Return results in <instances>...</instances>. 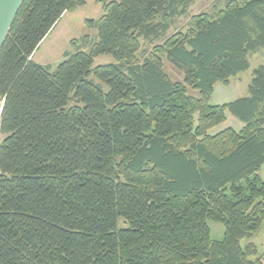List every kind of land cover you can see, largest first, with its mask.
Listing matches in <instances>:
<instances>
[{
    "label": "trees",
    "instance_id": "16d2710c",
    "mask_svg": "<svg viewBox=\"0 0 264 264\" xmlns=\"http://www.w3.org/2000/svg\"><path fill=\"white\" fill-rule=\"evenodd\" d=\"M97 1L103 14L85 20L97 36L71 40L54 70L33 53L85 0H24L0 48V264H264L251 241L264 223V63L248 95L210 102L264 51V0H226L170 35L195 0ZM227 112L243 126L210 133Z\"/></svg>",
    "mask_w": 264,
    "mask_h": 264
},
{
    "label": "rangeland",
    "instance_id": "374dc122",
    "mask_svg": "<svg viewBox=\"0 0 264 264\" xmlns=\"http://www.w3.org/2000/svg\"><path fill=\"white\" fill-rule=\"evenodd\" d=\"M85 4L78 6L72 11L66 12L52 28V30L40 42L38 48L33 53V61L42 65H50L54 70L58 64L64 60L65 53L74 52V47L71 45V40H76L78 43L84 35H89L90 38L97 36L96 29L88 28L85 20H97L103 14V6L97 0H85ZM226 0H195L187 8L186 14L176 16L170 20V27L167 35L172 34L177 30H184L188 25L191 15L200 13L215 14L216 11L223 8ZM162 42L160 39L154 42L142 40L141 50L138 53L139 57H143L154 44ZM164 69L166 73L175 81L183 82V73L172 65L166 58L162 56ZM250 67L246 71L239 73L230 78L228 84L217 82L210 97L212 104H223L230 102L238 97L248 95V86L251 81L252 70L257 65L264 63V51L249 55ZM106 62H114L113 58L108 55H100L94 59V64H102ZM191 95L198 96V91L188 88ZM243 126V122L230 112L226 113V120L210 130V133H215L226 127H232L236 130ZM2 136L0 135V140ZM259 175L264 181V166L259 169ZM210 236L214 240H221L224 234V225L218 221H209ZM260 255L264 249V223L255 237L251 240ZM246 241L242 240V244Z\"/></svg>",
    "mask_w": 264,
    "mask_h": 264
},
{
    "label": "water",
    "instance_id": "95a60500",
    "mask_svg": "<svg viewBox=\"0 0 264 264\" xmlns=\"http://www.w3.org/2000/svg\"><path fill=\"white\" fill-rule=\"evenodd\" d=\"M24 0H0V48Z\"/></svg>",
    "mask_w": 264,
    "mask_h": 264
},
{
    "label": "built area",
    "instance_id": "2783aa9c",
    "mask_svg": "<svg viewBox=\"0 0 264 264\" xmlns=\"http://www.w3.org/2000/svg\"><path fill=\"white\" fill-rule=\"evenodd\" d=\"M3 104H4V99H3V97L0 95V115H1L2 108H3Z\"/></svg>",
    "mask_w": 264,
    "mask_h": 264
}]
</instances>
